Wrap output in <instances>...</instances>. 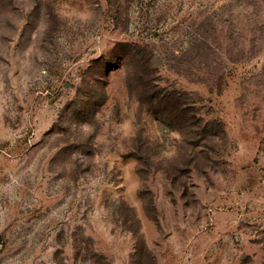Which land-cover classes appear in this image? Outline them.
Returning a JSON list of instances; mask_svg holds the SVG:
<instances>
[{
	"label": "rangeland",
	"instance_id": "1",
	"mask_svg": "<svg viewBox=\"0 0 264 264\" xmlns=\"http://www.w3.org/2000/svg\"><path fill=\"white\" fill-rule=\"evenodd\" d=\"M0 264H264V0H0Z\"/></svg>",
	"mask_w": 264,
	"mask_h": 264
},
{
	"label": "trees",
	"instance_id": "2",
	"mask_svg": "<svg viewBox=\"0 0 264 264\" xmlns=\"http://www.w3.org/2000/svg\"><path fill=\"white\" fill-rule=\"evenodd\" d=\"M159 99L161 100V98L159 97ZM179 98H174L173 96H171L170 94H166V97H162L161 102L166 101V107H165V111L167 112L168 110L175 112L176 110L180 109V104L175 103ZM174 109H173V108ZM176 109V110H175ZM174 114V113H171ZM184 116V113H183ZM183 119H181V121H179L178 123L180 124V126H184L186 122V120L184 119V117H182Z\"/></svg>",
	"mask_w": 264,
	"mask_h": 264
}]
</instances>
